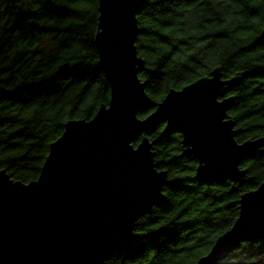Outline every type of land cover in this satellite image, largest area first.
I'll return each instance as SVG.
<instances>
[{"label":"trees","instance_id":"16d2710c","mask_svg":"<svg viewBox=\"0 0 264 264\" xmlns=\"http://www.w3.org/2000/svg\"><path fill=\"white\" fill-rule=\"evenodd\" d=\"M98 8L99 0H0V171L16 181L38 179L65 123L91 120L109 102L97 67ZM137 18L140 78L152 102L217 67L225 79L244 73L229 89V115L238 142L264 137V0H146ZM164 127L151 139L171 180L165 202L138 220V239L99 264H196L238 218L234 203L264 182L262 147L242 163L246 177L235 191L228 180L201 184L196 158ZM218 264H264V241L245 242Z\"/></svg>","mask_w":264,"mask_h":264},{"label":"water","instance_id":"95a60500","mask_svg":"<svg viewBox=\"0 0 264 264\" xmlns=\"http://www.w3.org/2000/svg\"><path fill=\"white\" fill-rule=\"evenodd\" d=\"M145 1L99 0L95 44L97 67L110 85L108 104L91 120L65 123L38 179L23 183L0 171V264H99L138 239V220L165 202L171 184L151 139L162 124L164 133L180 134L183 155L196 158L194 179L201 184L228 180L235 191L246 177L242 163L264 147V137L238 142L241 130L229 115L235 103L229 89L241 85L244 73L225 79L217 67L151 101L136 45ZM234 204L233 226L196 264H218L243 243L264 241V182Z\"/></svg>","mask_w":264,"mask_h":264}]
</instances>
